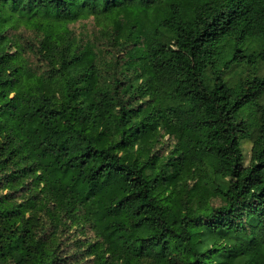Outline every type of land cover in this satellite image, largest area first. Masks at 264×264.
Masks as SVG:
<instances>
[{
    "label": "trees",
    "instance_id": "16d2710c",
    "mask_svg": "<svg viewBox=\"0 0 264 264\" xmlns=\"http://www.w3.org/2000/svg\"><path fill=\"white\" fill-rule=\"evenodd\" d=\"M260 62L264 0H0V264H264Z\"/></svg>",
    "mask_w": 264,
    "mask_h": 264
},
{
    "label": "rangeland",
    "instance_id": "374dc122",
    "mask_svg": "<svg viewBox=\"0 0 264 264\" xmlns=\"http://www.w3.org/2000/svg\"><path fill=\"white\" fill-rule=\"evenodd\" d=\"M9 10V9H8ZM135 9H129V7H126L125 9H121L113 14L108 15H101L99 17L95 16L94 14H89L85 16H81L80 18L76 20H70L68 23L63 24L62 26L59 25V27L54 26L55 32H60L63 30L65 26L69 27L70 30H72V34H74L77 39L79 40H89L94 41L96 44V47L104 48L106 51H117L119 48L120 36L115 39L116 33H117V26L120 22L123 23L125 26V23L129 19H135L137 17L136 12H134ZM156 11H158L157 8H154V10L151 11V14H154ZM143 13L139 14L138 17H142ZM41 18V15L38 16V19ZM58 26V25H56ZM40 30V28H39ZM34 25H31L27 19L22 18V23L19 24L18 28H16L15 32H24L26 36L29 38H38L40 34H42V31L40 32ZM121 33V31H120ZM252 48H255L258 46L257 42L254 41L249 44ZM13 49H15L13 47ZM228 76H233L236 78H239L241 75L246 74H258L264 76V63L260 62L257 69L246 66V65H237L233 67L228 72ZM251 122L254 121L253 117H248ZM167 139V137H166ZM169 145V143L167 144ZM251 146L252 142L251 140H244L243 141V150H244V163L249 164L250 158H251Z\"/></svg>",
    "mask_w": 264,
    "mask_h": 264
}]
</instances>
